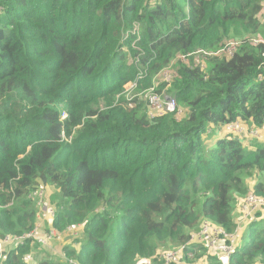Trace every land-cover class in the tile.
Masks as SVG:
<instances>
[{
    "label": "trees",
    "instance_id": "1",
    "mask_svg": "<svg viewBox=\"0 0 264 264\" xmlns=\"http://www.w3.org/2000/svg\"><path fill=\"white\" fill-rule=\"evenodd\" d=\"M137 23L140 37L128 33ZM258 35L264 0H0V239L39 223L41 182L60 193L52 226L79 236L36 264H164L166 243L184 246L171 264H221L188 230L202 219L233 231L235 195L264 196L263 142L205 143L211 126L264 125ZM163 69L184 118L116 103ZM247 230L230 264H264V225ZM32 247H8L0 264H33Z\"/></svg>",
    "mask_w": 264,
    "mask_h": 264
},
{
    "label": "built area",
    "instance_id": "2",
    "mask_svg": "<svg viewBox=\"0 0 264 264\" xmlns=\"http://www.w3.org/2000/svg\"><path fill=\"white\" fill-rule=\"evenodd\" d=\"M130 34H134L140 37L141 26L140 24L134 25V27L128 31ZM125 37H128L126 35ZM260 42L264 43V40H255V44ZM236 50V44H229L225 52L228 56H232ZM132 61V60H131ZM195 64L204 67L203 60L196 56ZM143 72L139 74L136 80L130 81L124 85V89L117 95L116 103L123 107H133L138 102H143L146 106L147 114L150 119H156L167 114H174L178 118H184L186 115L183 108L179 105L177 99L164 90L173 78V73L169 69H163L160 71L158 78L166 84L165 88L160 89L158 83L150 85L145 88H140L139 80L143 77ZM67 113L62 114V118H66ZM226 129L235 134L243 135L248 133L257 141L264 143V125L262 128L247 129L243 122H233L224 125ZM31 196L39 201V205L42 208L40 213L41 222L38 223L33 229L22 233L20 235H6L0 239V253L6 250L10 246H18L30 241L31 244L38 243L43 247H49L50 243L54 240H63L66 235L77 236L78 229L74 227H68L65 231H58L53 226L46 232H42V222L52 220L55 217V210L50 206V202L45 194L44 189H35ZM240 218L233 231H228L223 226L214 223L210 220H204L200 224L199 229L191 234V241L198 242L207 245L210 249H213L218 253L219 261L221 264H230V260L236 244L239 242L242 233L252 223H257L264 219V196H259L254 192H249L240 203ZM184 248L181 246L176 250H168L163 254L164 264H171L173 261H178L180 252ZM1 258V256H0ZM33 257L29 253L26 255V260H31ZM73 262V261H71ZM150 259H141L137 264H149Z\"/></svg>",
    "mask_w": 264,
    "mask_h": 264
},
{
    "label": "rangeland",
    "instance_id": "3",
    "mask_svg": "<svg viewBox=\"0 0 264 264\" xmlns=\"http://www.w3.org/2000/svg\"><path fill=\"white\" fill-rule=\"evenodd\" d=\"M256 40H264V37H261V36H257L256 37ZM156 83H158L159 84V87H160V89H162V88H165L166 87V85L165 86H162V84H163V82L161 81V79L160 78H157V80L155 81ZM148 87V86H147ZM170 86L168 85L164 90H166L167 91V89L169 88ZM146 112H147V110H146ZM254 140V139H253ZM254 142H255V140H254ZM253 142V143H254ZM257 180H258V178H256V177H249V178H247V180H246V183L245 184H247V186L250 188L254 183H256L257 182ZM37 188H42V189H44V191H45V194H46V196H47V198H48V200H49V204H50V206H51V201H52V205L54 206V208L55 209H57V204H58V202H59V200H60V193H59V191H57V189L55 188V187H53V190L48 194L47 193V190H46V188H45V186L43 185V184H41V182H39V184L36 186V189ZM35 190V189H34ZM33 190V191H34ZM247 195V194H246ZM245 195V196H246ZM244 196V197H245ZM235 197H236V202H235V204H234V210H233V214H234V216H236L237 215V213L239 212V210H240V203H241V200L244 198V197H242V196H240V195H235ZM52 199V200H51ZM41 211H42V208H41ZM237 212V213H236ZM203 220L201 219L200 220V222H199V224L197 225V227L195 228V229H189L188 230V232H193V231H196V229H198L199 228V226H200V224H201V222H202ZM45 224H46V222H45ZM119 225H120V223H119ZM256 225H264V219H262V220H260L259 222H257L256 223ZM117 231H118V227L116 226L115 227V234L117 233ZM70 239H72V238H70ZM66 240H68V239H66ZM153 241L152 242H156V240L153 238L152 239ZM64 241H65V239H64ZM249 241V230H247V229H245L244 230V232L242 233V236H241V238H240V240H239V242H238V244L240 245V246H242V245H244V244H246L247 242ZM194 243L196 244V243H198V242H196V241H194ZM33 246L34 245H39L38 243H34V244H32ZM160 246V245H159ZM180 243H166L165 244V246L164 247H162L161 249H159L160 250V253L162 252L163 254L166 252V251H168L169 249H171V250H176V249H179L180 247ZM165 250V251H164ZM52 251V250H51ZM164 251V252H163ZM53 252H55V251H53ZM31 255H32V259L30 260V263H33V264H36V263H39V262H41V261H44V260H58L59 258L57 257V256H55V254H53L52 252H50V249H48V248H46V247H43V246H41V245H39V246H37L35 249H32L31 250ZM180 258V257H179ZM179 260V259H178ZM185 264H200V261L198 262V260H196V261H193V262H185Z\"/></svg>",
    "mask_w": 264,
    "mask_h": 264
},
{
    "label": "crops",
    "instance_id": "4",
    "mask_svg": "<svg viewBox=\"0 0 264 264\" xmlns=\"http://www.w3.org/2000/svg\"><path fill=\"white\" fill-rule=\"evenodd\" d=\"M245 125V128L246 130L247 129H251L249 126H247L246 124ZM229 134H233L231 132H229L226 127L224 125H221V126H211L209 128V134L206 135L205 137V143L207 145L208 148H213L216 144V142L221 139V138H224V137H227ZM235 135V134H233ZM243 141L246 143V144H254V140L257 141L256 139H254L249 133L248 131L245 132L243 135H239ZM254 139V140H253ZM46 190H47V193L49 194L52 190H53V187L47 185L45 186ZM237 213V212H236ZM235 218V217H234ZM238 218H240V211H239V214H238ZM239 220V219H238ZM45 222H47L45 224ZM43 222V229H47V228H51L52 227V220H47ZM40 223V221H39ZM68 238H71L70 236L66 235L65 237V241L62 240V241H59V240H54L50 243V246L48 247V249H50V252H52L53 254H55V256H57L58 258H63V255L61 253V248L63 245L66 244V242H68L69 240H66ZM37 246L39 245H34L32 247V249H35ZM52 250V251H51ZM55 251V252H53Z\"/></svg>",
    "mask_w": 264,
    "mask_h": 264
},
{
    "label": "clouds",
    "instance_id": "5",
    "mask_svg": "<svg viewBox=\"0 0 264 264\" xmlns=\"http://www.w3.org/2000/svg\"><path fill=\"white\" fill-rule=\"evenodd\" d=\"M224 125H225V124H224ZM249 192H252V191H249ZM249 192H248V193H249ZM248 193H247V194H248ZM41 221H42V220H40V222H41ZM43 222H45V221H43ZM43 222H42V227H43ZM46 223H47V222H46ZM52 223H53V222H52ZM47 224H48V223H47ZM48 229H49V228H47L45 231H44V229H42V232L44 233V232L48 231ZM78 232H79V229H78ZM193 233H194V232H193ZM68 236H70V237H77V236H79V233L77 234V236H73V235H68ZM64 239H65V238H64ZM64 239H63V240H64ZM61 241H62V240H61ZM46 248H48V247H46ZM30 254H31V253H30Z\"/></svg>",
    "mask_w": 264,
    "mask_h": 264
}]
</instances>
